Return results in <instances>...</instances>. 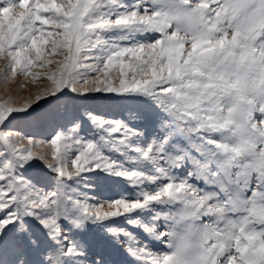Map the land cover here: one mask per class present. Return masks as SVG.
<instances>
[{"label": "snow or ice", "instance_id": "snow-or-ice-1", "mask_svg": "<svg viewBox=\"0 0 264 264\" xmlns=\"http://www.w3.org/2000/svg\"><path fill=\"white\" fill-rule=\"evenodd\" d=\"M13 82L0 264H264V0H0Z\"/></svg>", "mask_w": 264, "mask_h": 264}, {"label": "rangeland", "instance_id": "rangeland-1", "mask_svg": "<svg viewBox=\"0 0 264 264\" xmlns=\"http://www.w3.org/2000/svg\"><path fill=\"white\" fill-rule=\"evenodd\" d=\"M34 87L35 86L28 85L26 89H19L15 82L10 83L6 86L0 84V95H5V88H7L9 92H12V90L15 89V92L13 94L15 95L17 99H19L20 97L27 96L28 91L34 90ZM29 131H31L34 136L39 137V138H46L48 136V130H29ZM41 150L47 151L48 146L47 145L42 146ZM123 187H124L123 185H113L109 190H106L104 194L106 196L115 197L123 189ZM154 247L159 248L161 246L158 244H154ZM116 258L120 259V257H116Z\"/></svg>", "mask_w": 264, "mask_h": 264}, {"label": "bare ground", "instance_id": "bare-ground-1", "mask_svg": "<svg viewBox=\"0 0 264 264\" xmlns=\"http://www.w3.org/2000/svg\"><path fill=\"white\" fill-rule=\"evenodd\" d=\"M37 150H41V148H39V149H37ZM41 151H43V150H41Z\"/></svg>", "mask_w": 264, "mask_h": 264}]
</instances>
